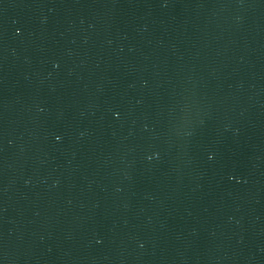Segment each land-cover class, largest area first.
Returning a JSON list of instances; mask_svg holds the SVG:
<instances>
[{"label": "water", "instance_id": "obj_1", "mask_svg": "<svg viewBox=\"0 0 264 264\" xmlns=\"http://www.w3.org/2000/svg\"><path fill=\"white\" fill-rule=\"evenodd\" d=\"M0 264H264V0H0Z\"/></svg>", "mask_w": 264, "mask_h": 264}]
</instances>
